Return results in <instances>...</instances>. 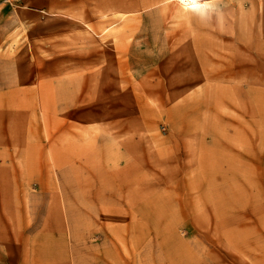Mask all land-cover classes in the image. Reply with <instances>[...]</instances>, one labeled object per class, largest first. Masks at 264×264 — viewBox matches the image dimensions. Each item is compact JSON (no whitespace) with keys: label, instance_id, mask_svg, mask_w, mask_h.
<instances>
[{"label":"rangeland","instance_id":"1","mask_svg":"<svg viewBox=\"0 0 264 264\" xmlns=\"http://www.w3.org/2000/svg\"><path fill=\"white\" fill-rule=\"evenodd\" d=\"M206 1H0V264H264V0Z\"/></svg>","mask_w":264,"mask_h":264},{"label":"bare ground","instance_id":"2","mask_svg":"<svg viewBox=\"0 0 264 264\" xmlns=\"http://www.w3.org/2000/svg\"><path fill=\"white\" fill-rule=\"evenodd\" d=\"M167 1V3L168 2H173L174 3V5H172V6H174L173 8H175V16H173L175 19L176 18H187L188 17V14L190 13V12H193V11H196V12H205V8H202V7H200V5H203V4H205V3H207V1L206 0H194V2H195V4L197 5V7H195V8H193L192 7V2H193V0H166ZM130 3V2H129ZM172 3V4H173ZM107 4H109V1H108V3ZM114 4V3H113ZM113 4L111 5V10H110V12H113L114 13V11H113V9L112 8H114L113 7ZM128 4V3H127ZM133 4V3H132ZM115 5H116V2H115ZM124 5H125V3H124ZM123 5V6H124ZM129 5V4H128ZM122 6V5H121ZM136 6V5H135ZM169 6V5H168ZM125 7V6H124ZM131 7V6H130ZM138 9V6L137 7H134V5H133V9L135 10V9ZM131 9V8H130ZM119 10V9H118ZM121 11V10H120ZM122 11H123V9H122ZM126 15V14H125ZM102 18H103V16H102ZM113 20H112V17L107 21L108 22V24L107 25H109V24H111V22H112ZM114 25H116V24H114ZM110 26H107V28H105L106 29V31H108L110 28H109ZM174 34V33H173ZM180 35H182V34H180ZM180 35H179V37H180ZM176 36V35H175ZM263 36V38H264V34L262 35ZM132 37V36H131ZM112 38H116V41H114V45H115V42H117L118 40H119V37H118V39H117V36H113ZM107 39V38H106ZM175 39V38H174ZM176 40H177V38H176ZM129 41H131L130 39H129ZM261 44H262V46L264 47V41L263 42H261ZM178 45V44H177ZM101 48H100V50H97V49H92V51L90 52L89 51V55H91V54H96V55H98V56H102V55H108V53L106 52V50H105V48L106 49H108V48H114V46H113V44H112V42L111 43H108V44H106V45H104V46H100ZM128 47V46H127ZM116 48V47H115ZM128 49V48H127ZM125 51V50H124ZM102 81V80H101ZM98 105V104H97ZM102 105V104H101ZM94 106V105H93ZM102 108H103V106H102ZM105 108H106V106H105Z\"/></svg>","mask_w":264,"mask_h":264},{"label":"clouds","instance_id":"3","mask_svg":"<svg viewBox=\"0 0 264 264\" xmlns=\"http://www.w3.org/2000/svg\"><path fill=\"white\" fill-rule=\"evenodd\" d=\"M192 7H193V8L197 7V5L195 4L194 0H193V2H192ZM200 7L206 9V8H209L210 5H209L208 3H205V4H203V5H200Z\"/></svg>","mask_w":264,"mask_h":264},{"label":"crops","instance_id":"4","mask_svg":"<svg viewBox=\"0 0 264 264\" xmlns=\"http://www.w3.org/2000/svg\"><path fill=\"white\" fill-rule=\"evenodd\" d=\"M1 1V0H0Z\"/></svg>","mask_w":264,"mask_h":264}]
</instances>
